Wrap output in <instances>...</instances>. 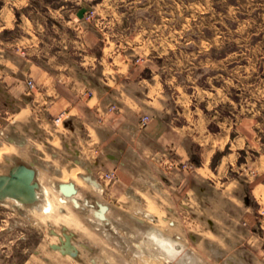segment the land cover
Here are the masks:
<instances>
[{"label":"crops","instance_id":"1","mask_svg":"<svg viewBox=\"0 0 264 264\" xmlns=\"http://www.w3.org/2000/svg\"><path fill=\"white\" fill-rule=\"evenodd\" d=\"M102 12L89 24L84 5L0 8V175L33 168L41 196L66 198L78 223L63 225L76 257L39 242L21 264H264V130L200 104ZM68 183L81 206L61 192Z\"/></svg>","mask_w":264,"mask_h":264},{"label":"rangeland","instance_id":"2","mask_svg":"<svg viewBox=\"0 0 264 264\" xmlns=\"http://www.w3.org/2000/svg\"><path fill=\"white\" fill-rule=\"evenodd\" d=\"M26 1L0 0V8L5 4L24 5ZM35 1L51 7L87 6L89 24L105 15L102 10L110 14L113 10V18L119 21L120 39L133 44L138 57L146 55L161 63L170 81H178L189 90L192 86L199 89L200 104L222 102L219 109L230 113L233 122L253 117L264 130V0ZM69 176L76 175L65 172L64 178ZM46 191L54 202L50 213L33 216L31 207L37 206L22 205L25 215L15 220L11 202H0V229L14 228L13 235L0 239V264H21L39 242L61 245V239L65 240L64 234L69 232L64 226H72L64 223L65 214L59 212L65 209L66 214L72 213L71 204L63 205L58 193L46 188L39 205H45ZM263 217L261 213L259 226L264 225ZM100 227L106 228L107 224ZM18 231L25 239L9 243L10 239L16 240ZM5 245L13 247L11 253L3 252Z\"/></svg>","mask_w":264,"mask_h":264},{"label":"water","instance_id":"3","mask_svg":"<svg viewBox=\"0 0 264 264\" xmlns=\"http://www.w3.org/2000/svg\"><path fill=\"white\" fill-rule=\"evenodd\" d=\"M36 172L33 168L24 164L13 167L9 174L0 175V201L13 199L17 205H31L39 201L38 189L39 183L35 181ZM60 190L65 197L72 200L76 207H79V202L74 197L76 188L73 183L62 184ZM105 205H100L101 213L106 211ZM102 215V214H101ZM100 215V216H101ZM103 217V216H101ZM64 229H66L64 227ZM65 240L62 244H53L52 248L60 250L63 254H69L76 257L78 254L77 248L72 243L71 235L65 233Z\"/></svg>","mask_w":264,"mask_h":264},{"label":"bare ground","instance_id":"4","mask_svg":"<svg viewBox=\"0 0 264 264\" xmlns=\"http://www.w3.org/2000/svg\"><path fill=\"white\" fill-rule=\"evenodd\" d=\"M45 191V190H44ZM51 192V191H50ZM38 195H39V199L41 200V194L40 193H38ZM45 199H46V203H45V205L44 206H42V209H43V213H50L51 212V210H53V208H54V202H53V198H51V196L49 195V192L48 191H46V196H45ZM44 199V200H45ZM59 199H61V202L63 203V205L64 204H66V198L64 199V197H62V198H60L59 197ZM39 202H36V203H34V205H39L38 204ZM79 204V203H78ZM80 206H81V204H79ZM39 207V206H38ZM101 211V210H100ZM99 211V212H100ZM97 212V211H96ZM101 213V212H100ZM103 213H105V211L103 212ZM99 214V213H98ZM105 215V214H104ZM103 215V216H104ZM95 217V216H94ZM99 217V216H98ZM105 217V216H104ZM107 217V216H106ZM63 219H65V220H63L64 221V223H66V224H68V225H70V226H73V222L74 221H76L75 220V218H74V215L72 214V213H67V214H65V216H63L62 217ZM103 220V219H102ZM80 222V221H79ZM104 222H105V220H104ZM104 222H101L100 221V225H104L105 223ZM74 224H78L77 223V221H76V223L74 222ZM81 226L80 227H82V224H80ZM98 226V225H97ZM76 227V229H77V226H75ZM74 227V228H75ZM79 227V226H78ZM85 228V227H84ZM84 228H83V230H84ZM79 229V228H78ZM77 229V230H78ZM87 228H85V230H86ZM80 230V229H79ZM77 232V231H76ZM94 233V232H93ZM107 234V233H106ZM96 235V234H95ZM95 237V236H94ZM107 237H108V235H107ZM51 245H53V244H51ZM60 251V250H59ZM60 254V253H59ZM53 255V254H52Z\"/></svg>","mask_w":264,"mask_h":264},{"label":"built area","instance_id":"5","mask_svg":"<svg viewBox=\"0 0 264 264\" xmlns=\"http://www.w3.org/2000/svg\"><path fill=\"white\" fill-rule=\"evenodd\" d=\"M29 87L31 89L34 88L33 82H29ZM112 108H115V106H113ZM66 118H67L66 113H61L59 116H57L55 118V123L56 124H63V122L65 121ZM147 121H148V118L146 117V118H143V121L142 122H143V124H146ZM106 178H108V179H114L115 178V174L114 173L107 174L106 175Z\"/></svg>","mask_w":264,"mask_h":264},{"label":"flooded vegetation","instance_id":"6","mask_svg":"<svg viewBox=\"0 0 264 264\" xmlns=\"http://www.w3.org/2000/svg\"><path fill=\"white\" fill-rule=\"evenodd\" d=\"M9 170V169H8ZM9 174V173H8ZM1 202V201H0ZM2 203V202H1ZM19 206V205H18Z\"/></svg>","mask_w":264,"mask_h":264}]
</instances>
